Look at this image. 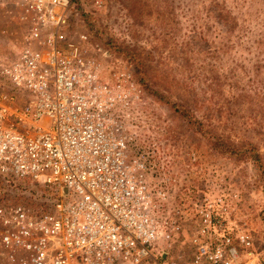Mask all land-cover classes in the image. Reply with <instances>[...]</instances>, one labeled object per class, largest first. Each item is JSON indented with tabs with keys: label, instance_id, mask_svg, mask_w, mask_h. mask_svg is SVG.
Returning <instances> with one entry per match:
<instances>
[{
	"label": "built area",
	"instance_id": "2783aa9c",
	"mask_svg": "<svg viewBox=\"0 0 264 264\" xmlns=\"http://www.w3.org/2000/svg\"><path fill=\"white\" fill-rule=\"evenodd\" d=\"M85 1L104 4L21 0L26 43L0 64V175L55 191L34 208L0 200V264H170L183 230L167 188L151 189L145 162L128 155L140 99L131 75L102 73L95 56L105 50L57 45ZM195 198L190 264H254L251 237L229 226L224 199Z\"/></svg>",
	"mask_w": 264,
	"mask_h": 264
},
{
	"label": "rangeland",
	"instance_id": "374dc122",
	"mask_svg": "<svg viewBox=\"0 0 264 264\" xmlns=\"http://www.w3.org/2000/svg\"><path fill=\"white\" fill-rule=\"evenodd\" d=\"M20 3L0 0V64L14 61L26 43ZM66 30L60 48L76 43L82 50H105L108 58L95 56L102 73L122 68L137 85V113L126 125L128 155L145 162L149 187H166L170 208L183 214L167 262L191 263L186 227L198 195L224 199L229 226L251 237L254 264H264V0H104L97 9L85 1ZM116 47L137 53L143 77L134 63L110 51ZM170 103L185 106L211 136L252 143L262 169L214 149L211 137ZM54 195L0 175L1 201L34 208Z\"/></svg>",
	"mask_w": 264,
	"mask_h": 264
},
{
	"label": "trees",
	"instance_id": "16d2710c",
	"mask_svg": "<svg viewBox=\"0 0 264 264\" xmlns=\"http://www.w3.org/2000/svg\"><path fill=\"white\" fill-rule=\"evenodd\" d=\"M115 47V46H114ZM114 53H117L121 56H123L127 61L134 63L136 67H138L137 74H140L141 77H143V70L141 68L142 63L139 60V57L137 53L133 50H129L122 47H116L115 50H110ZM141 84L143 83V78L139 80ZM171 108H173L178 114H180L182 117L187 119L188 124L190 126H193L196 131L202 133L207 139H212V142L210 144L213 146L214 149L219 151L222 154L229 155L232 157H235L239 160L243 159H251L256 164L258 169H262V164L260 160V155L257 152V149L255 146L250 142H241L238 144L231 143V141L223 136H211L209 134L210 132L204 129V125L199 122L190 112L189 110L182 105L176 104V103H170L169 104ZM213 137V138H212ZM263 171V170H262ZM264 172V171H263Z\"/></svg>",
	"mask_w": 264,
	"mask_h": 264
}]
</instances>
